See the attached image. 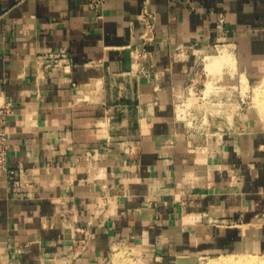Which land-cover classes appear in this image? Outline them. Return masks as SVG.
<instances>
[{
  "label": "crops",
  "instance_id": "obj_1",
  "mask_svg": "<svg viewBox=\"0 0 264 264\" xmlns=\"http://www.w3.org/2000/svg\"><path fill=\"white\" fill-rule=\"evenodd\" d=\"M223 46L264 75V0H0V264L264 253V127L179 110Z\"/></svg>",
  "mask_w": 264,
  "mask_h": 264
},
{
  "label": "rangeland",
  "instance_id": "obj_2",
  "mask_svg": "<svg viewBox=\"0 0 264 264\" xmlns=\"http://www.w3.org/2000/svg\"><path fill=\"white\" fill-rule=\"evenodd\" d=\"M224 47L225 50L223 49L222 52L227 53L228 49L227 54L231 55L232 53L231 56H233L232 50L226 46ZM222 48L218 47L216 50L209 51L205 54H199V52H197L200 56H202L201 58H203L204 55H213L214 57H212V59L210 60L205 58L202 59V64L200 67L203 68L204 65L205 70H203V72L201 73V77H198V80L195 82L194 91H191V93H187L182 98L180 97L181 108L179 110L181 116L189 122V127L198 128L200 130L201 128L205 127L212 121L214 122L215 120H232L233 117H236L237 112L248 109L252 116L257 118L258 121H260L259 123H261V126L264 127V84H262L261 81L262 79H264V75L258 77L253 81L251 79L247 80L248 87L245 92H241L239 87V84H242L241 77L237 78L234 74V80L232 83L233 85L231 87L223 86L224 82L221 81V77L227 71L223 70L220 75L219 73H216L217 69L218 71H220L223 68L221 61L218 62L217 69H214L216 65V63L214 62L218 61V49L222 50ZM233 60L235 66L232 67V73H235V58H233ZM232 68L229 69L232 70ZM232 73L231 71H229L230 75H232ZM258 85L259 87H255ZM256 92H258V94ZM254 97L255 100L258 98L259 102L257 101L258 99L255 101ZM222 257H229L234 259L250 257L255 259H264V253L234 251L211 255L209 257H179L177 258V260L171 261L169 263H157L149 261L138 251L118 249L112 251L111 254H109L107 258L104 259L100 264H209ZM58 262L59 263H57V261L55 260L50 262V258H47L46 261L41 262V264H61L60 261Z\"/></svg>",
  "mask_w": 264,
  "mask_h": 264
},
{
  "label": "built area",
  "instance_id": "obj_3",
  "mask_svg": "<svg viewBox=\"0 0 264 264\" xmlns=\"http://www.w3.org/2000/svg\"><path fill=\"white\" fill-rule=\"evenodd\" d=\"M107 0H89V7L93 10L99 9ZM222 20V19H221ZM11 113V107L8 104L0 106V171L7 173L8 180L18 185L19 178L15 170L8 168L7 159L10 145L8 143L7 122Z\"/></svg>",
  "mask_w": 264,
  "mask_h": 264
},
{
  "label": "bare ground",
  "instance_id": "obj_4",
  "mask_svg": "<svg viewBox=\"0 0 264 264\" xmlns=\"http://www.w3.org/2000/svg\"><path fill=\"white\" fill-rule=\"evenodd\" d=\"M224 48L225 47L223 46L222 50L220 49L221 51L218 49V54H217L218 61L217 62H220L221 61V64L223 65L224 70H226L228 73H229V71H231V73H232L233 72V68L232 67L235 66L234 60H233L234 57L231 56L232 53H231V55L230 54L229 55L227 54L228 53V49H227V53L222 52ZM229 53H230V51H229ZM216 68H217V66H216ZM229 68H232V70L229 69ZM233 74L234 73H232V75ZM247 80L248 79H246V77L244 75L241 76V82H242V84L241 83L239 84V87H240L241 92H245L247 90V87H248ZM261 81H262V84H264V79H262ZM255 87H259V85L258 86H255ZM256 93L258 94V92H256ZM253 96H255V95H253ZM254 100H255V97H254ZM257 101L259 102V99ZM258 102H256V103H258ZM209 264H264V259H261V258L260 259L259 258L258 259H255V258H251V257L250 258H236V259H234V258H229V257H222V258H220V259H218V260H216L214 262H211Z\"/></svg>",
  "mask_w": 264,
  "mask_h": 264
}]
</instances>
